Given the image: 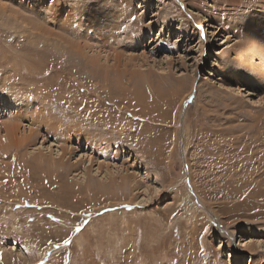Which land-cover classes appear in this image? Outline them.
<instances>
[{"label":"rangeland","instance_id":"obj_1","mask_svg":"<svg viewBox=\"0 0 264 264\" xmlns=\"http://www.w3.org/2000/svg\"><path fill=\"white\" fill-rule=\"evenodd\" d=\"M0 96V264H264V0H0Z\"/></svg>","mask_w":264,"mask_h":264},{"label":"bare ground","instance_id":"obj_2","mask_svg":"<svg viewBox=\"0 0 264 264\" xmlns=\"http://www.w3.org/2000/svg\"><path fill=\"white\" fill-rule=\"evenodd\" d=\"M77 13V12H76ZM81 15H82V13H81ZM123 15V14H122ZM124 17L126 16V13H125V15H123ZM120 21V20H119ZM125 22V21H124ZM126 23V22H125ZM127 25V24H126ZM125 25V26H126ZM119 26L120 27H122V25L120 24V22H119ZM76 30V29H75ZM93 31V30H92ZM118 33V32H117ZM117 33H116V35H117ZM42 36L43 37H50L49 36V34L47 33H45V34H42ZM62 38V37H61ZM115 38V37H114ZM56 39H57V37H56ZM63 39V38H62ZM116 39V38H115ZM111 40H112V38H111ZM116 41H118V40H116ZM61 42H64V44H65V47L67 48V50L65 49V47H64V49L61 51V53H64L65 55H67L68 54V52H72V51H76L75 49H72L73 47L71 46V42L70 41H68V40H62ZM154 43V42H153ZM84 46V45H83ZM57 48H59V49H61L60 48V45H58L57 44ZM82 50V49H81ZM76 54H78L77 52H75ZM79 54H83L82 52H80ZM72 56V55H71ZM82 56H84V55H82ZM86 57V56H85ZM84 59V58H83ZM90 61V60H89ZM91 62V64H88V62H87V67L88 68H90V70H99V65L98 64H96V62H95V64H94V61H90ZM89 62V63H90ZM93 63V64H92ZM99 63V62H98ZM66 66V65H65ZM96 72V71H95ZM162 73H165V72H162ZM64 76V75H63ZM256 79V78H255ZM178 88V87H177ZM75 90V89H74ZM240 92V91H239ZM238 92V93H239ZM245 93H247V91L245 92ZM1 97V96H0ZM96 102V101H95ZM9 103L12 105V104H14V102L11 100V101H9ZM75 104V103H74ZM96 104V103H95ZM13 106V105H12ZM114 107H115V105H113ZM53 108V107H52ZM15 109V108H14ZM54 110V109H53ZM55 111V110H54ZM7 116V115H6ZM9 116V115H8ZM13 116V115H12ZM2 144V142L0 141V145ZM11 218H12V220L15 218V215L14 214H12L11 216H10ZM7 218V217H6ZM17 220V219H16ZM14 221V220H13ZM15 225H17V224H15Z\"/></svg>","mask_w":264,"mask_h":264},{"label":"snow or ice","instance_id":"obj_3","mask_svg":"<svg viewBox=\"0 0 264 264\" xmlns=\"http://www.w3.org/2000/svg\"><path fill=\"white\" fill-rule=\"evenodd\" d=\"M66 243H67V241H66Z\"/></svg>","mask_w":264,"mask_h":264}]
</instances>
